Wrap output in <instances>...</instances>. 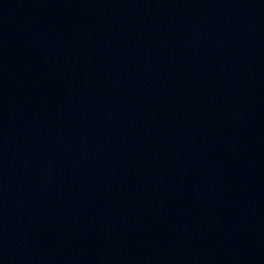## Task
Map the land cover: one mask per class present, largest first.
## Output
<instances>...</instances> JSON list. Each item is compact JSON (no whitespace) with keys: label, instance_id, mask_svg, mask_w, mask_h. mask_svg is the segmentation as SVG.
<instances>
[{"label":"water","instance_id":"water-1","mask_svg":"<svg viewBox=\"0 0 264 264\" xmlns=\"http://www.w3.org/2000/svg\"><path fill=\"white\" fill-rule=\"evenodd\" d=\"M0 264H264V0H0Z\"/></svg>","mask_w":264,"mask_h":264}]
</instances>
